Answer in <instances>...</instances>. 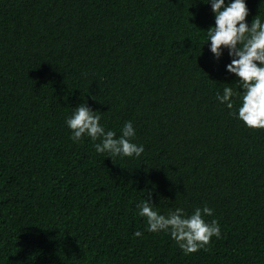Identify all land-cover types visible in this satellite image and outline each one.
Instances as JSON below:
<instances>
[{"label": "trees", "instance_id": "trees-1", "mask_svg": "<svg viewBox=\"0 0 264 264\" xmlns=\"http://www.w3.org/2000/svg\"><path fill=\"white\" fill-rule=\"evenodd\" d=\"M213 22L199 0H0V264H264V129L215 99L239 105ZM86 100L106 130L132 121L141 157L69 139ZM144 189L161 214L212 208L221 237L184 255L146 231Z\"/></svg>", "mask_w": 264, "mask_h": 264}, {"label": "clouds", "instance_id": "clouds-1", "mask_svg": "<svg viewBox=\"0 0 264 264\" xmlns=\"http://www.w3.org/2000/svg\"><path fill=\"white\" fill-rule=\"evenodd\" d=\"M199 2L209 5L214 17V22L205 29L204 46L216 62L226 53L229 62L224 65L225 72L234 77L239 89V105L234 111L237 91L232 87L225 86L222 92L217 91L216 101L245 127L264 129V19L257 14L248 22L246 0ZM100 121L101 115L87 100L77 104L65 119L69 139L73 143L88 139L97 154L111 160L141 157L145 148L134 142L136 129L132 121L123 123L119 135L111 129L106 130ZM142 192L136 214L144 218L146 231L168 234L184 255L204 249L213 237H221L219 222L213 219L209 223L204 219L213 215V209L207 205L195 207L191 214L177 207L165 215L154 208L152 191L144 189ZM133 235L140 237L142 233L136 231Z\"/></svg>", "mask_w": 264, "mask_h": 264}]
</instances>
